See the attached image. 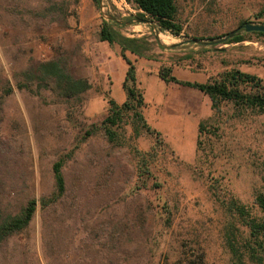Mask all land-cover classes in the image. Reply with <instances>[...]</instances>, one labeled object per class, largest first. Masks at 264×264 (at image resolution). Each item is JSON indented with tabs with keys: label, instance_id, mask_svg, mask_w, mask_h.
I'll return each instance as SVG.
<instances>
[{
	"label": "rangeland",
	"instance_id": "rangeland-1",
	"mask_svg": "<svg viewBox=\"0 0 264 264\" xmlns=\"http://www.w3.org/2000/svg\"><path fill=\"white\" fill-rule=\"evenodd\" d=\"M178 5L183 31L176 36L149 18L138 22L140 11L128 0H0L2 212L15 215L30 199L50 196L59 160L66 180L65 194L39 205L29 226L0 246V264H173L198 246L207 264H230L227 227L246 229L227 203L236 199L264 220L255 201L264 186V113L227 102L214 111L209 95L159 76L167 66L178 79L206 83L240 70L264 86V36L243 27L264 24V0ZM108 15L121 21L123 34L146 37L152 55L127 53L145 95L144 120L116 127L115 142L102 121L110 99L126 100L128 66L120 46L100 38ZM239 27L244 40L212 43ZM162 33L170 38L160 39L163 46ZM52 59L64 60L90 88L65 98L26 75ZM201 121L209 134L197 151ZM145 152L149 177L137 167Z\"/></svg>",
	"mask_w": 264,
	"mask_h": 264
},
{
	"label": "trees",
	"instance_id": "trees-1",
	"mask_svg": "<svg viewBox=\"0 0 264 264\" xmlns=\"http://www.w3.org/2000/svg\"><path fill=\"white\" fill-rule=\"evenodd\" d=\"M140 11L138 16L142 19H150L153 26L161 30L170 31L174 35H180L183 25L179 19L178 0H128ZM264 36V32H250ZM100 38L110 44L120 46V54L128 68L123 80V89L126 92V100L118 104L114 99L109 100L108 115L103 119L102 125L110 141H117L120 137L116 127L129 124V120H144L142 109L145 106V95L138 86L137 70L135 63L128 57L131 53L141 57L151 58L148 55L150 42L146 37H130L123 34L117 23L104 20L102 23ZM244 40V36L236 34L228 42ZM227 42V43H228ZM26 75L47 81L53 86L51 89L59 96L74 98L85 93L90 88V83L85 78L75 77L67 68L64 60H47L35 66L32 70H26ZM159 76L167 83H178L200 90L209 95L214 111L220 110L223 102L233 104L240 112L251 111L255 114L264 113V86L262 80L255 74H249L240 70L228 72L226 76L214 82H193L178 79L173 74V68L163 66L159 70ZM27 87V85H25ZM248 86L253 88L248 89ZM254 89V90H253ZM11 90V89H9ZM129 114V118L128 117ZM207 121H201L198 127L197 151L201 148L202 136L209 134ZM138 171L141 176H152L150 168V152L138 153ZM153 157V156H152ZM55 190L48 197L30 199L15 215L4 214L0 206V246L13 235L25 230L39 205L46 208L51 203L58 201L66 191V180L63 173V160L53 165ZM255 201L264 212V186L256 195ZM227 210L238 219L246 229V233L238 234L234 231V223L230 222L226 231V243L231 253L230 264H264V220L253 215L251 211L238 200L232 199L226 205ZM170 264V263H168ZM173 264H207L205 250L198 246L185 250Z\"/></svg>",
	"mask_w": 264,
	"mask_h": 264
},
{
	"label": "water",
	"instance_id": "water-1",
	"mask_svg": "<svg viewBox=\"0 0 264 264\" xmlns=\"http://www.w3.org/2000/svg\"><path fill=\"white\" fill-rule=\"evenodd\" d=\"M98 1H99L100 5L102 6V0H98ZM108 17H109V19L112 20V21H115V22H117V23H121V21H120L119 19H117L116 17H114V16H112V15H108ZM137 21H138V22H148V21H146V20H144V19H141V18L137 19ZM243 27H244V29H245L247 32H254V31H256V32H264V24L248 23V24H245ZM241 28H242V27H239V28H237V29L231 31V32L229 33V35H228L227 38H223V39H220V40H217V41H213L212 43H215V44H216V43H221V42H224L225 40H227V39H229V38H233L236 34L239 33V31H240ZM157 39H158V41H159V44H160L161 46H163V45H162V42H160V35H159V34H157ZM196 42H197V43H202V44H207V41H205V40H201V39H196ZM175 46H176L175 44L170 45V47H175Z\"/></svg>",
	"mask_w": 264,
	"mask_h": 264
},
{
	"label": "bare ground",
	"instance_id": "bare-ground-1",
	"mask_svg": "<svg viewBox=\"0 0 264 264\" xmlns=\"http://www.w3.org/2000/svg\"><path fill=\"white\" fill-rule=\"evenodd\" d=\"M160 39L163 41V42H169L170 38L167 36V35H164L163 33L160 34ZM161 41V42H162Z\"/></svg>",
	"mask_w": 264,
	"mask_h": 264
}]
</instances>
